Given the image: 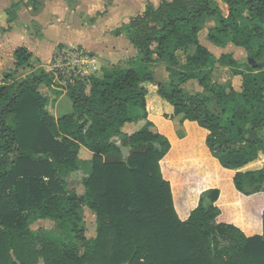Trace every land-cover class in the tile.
I'll return each mask as SVG.
<instances>
[{"label":"trees","instance_id":"1","mask_svg":"<svg viewBox=\"0 0 264 264\" xmlns=\"http://www.w3.org/2000/svg\"><path fill=\"white\" fill-rule=\"evenodd\" d=\"M213 1L148 5L127 26L142 58L168 65L169 89L142 70L113 68L102 78L77 77L73 83L68 76L72 111L56 119L45 111L47 98L39 87L64 80L60 73L41 71L21 80L4 74L0 264H264V211L259 235L247 236L230 223L216 225L219 192L203 181L222 172L242 199L264 193L259 135L264 131V0H220L225 15L211 7ZM210 21L215 23L207 30L211 44L220 46L226 36L255 61L249 72L234 70L242 79L239 91L201 74L215 61L232 70L238 65L225 54L215 59L201 45L199 33ZM177 50L185 53L184 65L177 62ZM31 57L25 48L16 49L15 71L29 66ZM190 81L202 92L188 96L184 86ZM212 105L219 115L210 111ZM176 120L182 129L173 144L167 136ZM139 121L143 126L134 133L122 131ZM121 145L128 148L125 160ZM80 148L92 157L78 195L68 191V178L78 171ZM174 177L184 179L183 186L175 187ZM225 204L222 199V211ZM84 207L96 214V234L89 241L81 229ZM40 220L51 221L55 232L31 230ZM220 240L227 246L220 248Z\"/></svg>","mask_w":264,"mask_h":264},{"label":"crops","instance_id":"2","mask_svg":"<svg viewBox=\"0 0 264 264\" xmlns=\"http://www.w3.org/2000/svg\"><path fill=\"white\" fill-rule=\"evenodd\" d=\"M37 1L41 5L36 10L31 1L28 0H0V86L5 81L3 79L4 74H15V80H21L41 71L52 73L56 52L58 49L62 51L65 48L71 50L67 47H73L78 51L82 50L84 53L89 54L92 57V67L95 70V72L92 70L91 73L94 72V76L98 78H102L105 72L113 68L140 71L141 68L147 69L149 67V71L142 70V73H152L156 78L158 74H164L160 71L161 68L165 70L168 68L165 63H150L148 59L142 58L138 49L132 43L131 37L127 35L126 28L134 18L143 14L148 5L157 8L163 1L168 2L171 0H136L137 3L129 2L123 5L122 7L125 9H122L118 14H114V10L119 7L121 0ZM18 2H20L19 8L12 14L9 13L10 7ZM81 14L88 17L87 22L84 23L83 20L79 19ZM10 15H13V21H10ZM54 28L69 29L73 32L71 36L69 34L67 37L60 35L54 39L49 34ZM77 31L79 34H73ZM203 46L218 60V56L214 54L213 50L216 47L211 45L214 47L212 49L211 46ZM19 48L28 50L32 57L29 66L15 71L14 51ZM237 49L239 51V48ZM180 51H175L174 55L177 57L181 53ZM178 61L180 65H184L186 62L185 59L182 61L179 59ZM87 69L89 70L90 66ZM165 74L167 76H162L161 79L166 78L168 80L169 73L165 72ZM152 87L150 91L154 93L155 90ZM39 91L47 98L45 111L49 115L58 119L71 113L61 116L55 115L58 102L63 97H67L66 89L60 87L56 80H52L50 87L40 85ZM166 112H170L169 107L166 108ZM143 123L144 121H139L138 123L127 124L122 131L132 134L139 130ZM171 143L175 144L172 141ZM84 153L87 155V161L91 159V153L84 148H80L78 158L80 154ZM206 179L203 178V181L206 182ZM226 211L227 209L222 211V216ZM223 223H231L237 226L236 222H230V220ZM258 228L257 231L251 232L242 228V231L247 236L259 235L262 229L261 224Z\"/></svg>","mask_w":264,"mask_h":264},{"label":"rangeland","instance_id":"3","mask_svg":"<svg viewBox=\"0 0 264 264\" xmlns=\"http://www.w3.org/2000/svg\"><path fill=\"white\" fill-rule=\"evenodd\" d=\"M134 3L137 1L136 0H121V3L119 5V7H117L114 10V14H118V12H120L122 9L124 10L125 8H123V5H126L127 3ZM41 4H39L38 7H40ZM211 7L215 10H220L224 15L226 14V7L221 3L220 0H214L213 3L211 4ZM37 10V9H36ZM12 10H8V12H11ZM127 11V10H126ZM80 20H83L84 23L88 21V17L85 14H81L79 16ZM146 22V26L148 24V26H152V24L150 22H152L151 20L148 21H144V24ZM214 22H208L204 25V27H202V30L199 33V41L202 45L205 46H214L216 47V49H213L214 47H212V49L214 50V54L218 56L219 59V55L220 54H225L227 56H231L234 60L237 61V67L235 69H230V68H225V67H220L218 65V62L215 61L209 70L204 71L201 74H211V76L209 77L210 79V83L214 82L217 84H220L222 86H229L231 88H234L236 90H240L241 89V77L238 75H234V70L238 71H242V72H249L251 65L248 64V59L250 58L247 54V52L244 49L239 48V51L236 47H234L232 44H230L228 37L226 36H222L221 40H222V44L220 46H215L213 44H211L208 39H207V30H208V26H214ZM72 30L70 31L69 29H57L54 28L52 29L49 34L51 36V38L56 39L57 37H59L60 35H63V37H67L68 34L71 36L72 35ZM73 34H79L78 31L76 33ZM211 44V45H209ZM153 47V46H152ZM67 48H71V50L76 48L73 47H67ZM68 49H64V51H66ZM58 49V51L56 52L59 54L58 56L61 57L63 52ZM79 52L80 53L79 57H75L72 58L71 60L67 61L65 60V62H70L69 65V69L71 70L69 73V76H79V77H83V78H88L89 76H94L95 74L91 73V71L93 69H83L82 68V64H80V62L82 60H85L87 62V64L89 63V61H92V57L89 54L84 53L82 50ZM181 53L178 54V56L176 57L177 62H179L178 60L180 59V61H182L183 59H185V53L183 51H180ZM193 52V49L190 50V53ZM56 57V56H55ZM58 57V58H59ZM64 58H61V63L64 62L63 60ZM216 59V58H215ZM85 62V63H86ZM92 66V65H91ZM90 71L89 73L85 74V71ZM140 70H150V67L147 69H140ZM161 72H163L164 74H158L155 78L156 82H160V83H164L166 85V88L169 89V82L170 80H166V78L161 79L162 76H167L165 74V72H167V69H160ZM75 73V74H72ZM82 73V74H81ZM85 75V76H84ZM153 90H155V87H152ZM184 89L186 91V94L192 95L195 93H200L202 92V88L198 85V83L196 81H190L187 84H185ZM258 108H260V110L262 111V108L257 105ZM210 111L212 113H214L215 115H219L220 111L219 109L215 106L212 105L209 107ZM72 108H71V102L69 100V98H67L66 96L63 97L59 102H58V107H57V111L55 113V115L61 116L63 114L69 113L71 112ZM222 124H225L224 121H221ZM227 129L229 130H233V126H231L230 124H226ZM182 127L179 125V122L176 120L174 122V131L168 135V138L170 141L176 143L177 139L175 138V132L178 130H181ZM260 137L264 140V131L261 132ZM264 145V144H263ZM122 147V156L123 159L125 160L128 156V148L125 147L124 145H121ZM262 150H264V146L261 147ZM86 150V149H85ZM87 151V150H86ZM88 152V151H87ZM89 154V153H87ZM92 157V156H91ZM90 160V159H89ZM88 160V161H89ZM87 161V155L86 153L84 154H80L79 157V168L78 171L73 172L70 174L68 181L70 182V187L68 188V191L70 190H75L76 193L78 195H81L83 193V187L81 185V182L86 178V176L88 175L89 169H90V165H86V163H88ZM197 168L200 167V164L197 163L196 164ZM173 173V172H172ZM170 175H173V174ZM214 177H212V179L210 178V176L207 177L206 181H209L211 183V186L214 189H217L219 192V196H218V201H217V205L219 206V208L222 209V199L225 198V200L227 201V204L223 205V207L227 208V211L224 213V216H222V210L220 209V213L218 215V217L216 218L214 224L219 225L222 224L223 222H225L226 220H230V222H236L238 228H240L242 230V228L246 231H254V230H258L259 225L261 224V215L262 212L264 211V193H258V194H254L252 197L244 200L242 199L240 194H237L234 190H232V188L229 186V178L225 173H220L219 175L214 173ZM206 178V177H205ZM173 179V184L176 187V184L180 183L184 184V179H180V177H174ZM179 187H177L176 189V194H180V192H178ZM182 188V187H181ZM209 197L205 196V206H209ZM82 223H81V229L83 230V234H84V238L86 241L92 240L95 237L96 234V230H97V222H96V214L90 210H88L87 208H83L82 212ZM226 224V223H225ZM231 224V223H230ZM31 230L35 231V230H44L47 234H52L53 230H55V225L51 222V221H44V220H40L35 222L34 224H32L30 226ZM220 244V248H224L225 246H227V243L223 240L219 241ZM80 247V253L82 254V252L84 251V247L83 245L80 243L79 244Z\"/></svg>","mask_w":264,"mask_h":264},{"label":"built area","instance_id":"4","mask_svg":"<svg viewBox=\"0 0 264 264\" xmlns=\"http://www.w3.org/2000/svg\"><path fill=\"white\" fill-rule=\"evenodd\" d=\"M62 51H64V50H62ZM80 53H82V52L75 51V50H70V49L64 51L61 57H59L58 56L59 54L57 53V55L55 57V60H54V70H53L52 73H60L63 76L64 80H62V81L61 80H58V79H55L58 82V84H59L60 87L66 88V86L68 85V83L66 82V79H67V77L70 74L69 72L71 71L69 69L70 62H65V60L69 61L72 58L79 57L81 55ZM61 58H64L63 59L64 62H62V63H61ZM92 61H89V63L87 64V62L85 60H82L80 62V64H82V68L83 69H87L88 66H90V69H93V67L91 66L92 65ZM90 71H88V70L85 71V74L89 73ZM93 71H94V69H93ZM72 74H75V73H72ZM69 77L72 78L69 82L70 83H73V79H75V78H77L79 76H69Z\"/></svg>","mask_w":264,"mask_h":264},{"label":"water","instance_id":"5","mask_svg":"<svg viewBox=\"0 0 264 264\" xmlns=\"http://www.w3.org/2000/svg\"><path fill=\"white\" fill-rule=\"evenodd\" d=\"M248 64L254 66V65H255V61H254V59L249 58V59H248Z\"/></svg>","mask_w":264,"mask_h":264}]
</instances>
